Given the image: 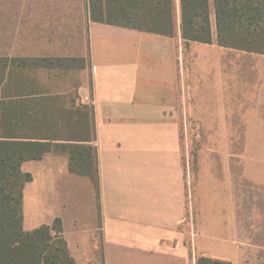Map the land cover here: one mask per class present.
Returning <instances> with one entry per match:
<instances>
[{
    "label": "crops",
    "instance_id": "0c3cea01",
    "mask_svg": "<svg viewBox=\"0 0 264 264\" xmlns=\"http://www.w3.org/2000/svg\"><path fill=\"white\" fill-rule=\"evenodd\" d=\"M60 4L0 0L10 16L9 29L0 28V57L85 60L83 69L55 70L66 73L63 88H50L52 75L39 77L46 69L30 68L26 78L50 98L89 97L99 187L71 174L66 154L24 163L32 176L23 190L24 230L59 218L75 264H195L200 257L243 264V188L227 170L224 148L243 146L242 132L264 140V55L220 47L213 13L212 42L202 44L182 41L179 30L169 37L91 22L88 0L75 10ZM184 131L188 145L202 148L192 179Z\"/></svg>",
    "mask_w": 264,
    "mask_h": 264
},
{
    "label": "trees",
    "instance_id": "16d2710c",
    "mask_svg": "<svg viewBox=\"0 0 264 264\" xmlns=\"http://www.w3.org/2000/svg\"><path fill=\"white\" fill-rule=\"evenodd\" d=\"M211 13L220 47L264 55V0H88L91 22L169 37L179 30L186 43L212 42ZM68 60L76 59L0 58V264H75L59 218L27 231L22 215L23 190L32 181L22 165L48 153L66 154L69 172L99 187L92 107L78 94L42 95L26 78L30 68H80ZM195 264L230 263L200 257Z\"/></svg>",
    "mask_w": 264,
    "mask_h": 264
},
{
    "label": "rangeland",
    "instance_id": "374dc122",
    "mask_svg": "<svg viewBox=\"0 0 264 264\" xmlns=\"http://www.w3.org/2000/svg\"><path fill=\"white\" fill-rule=\"evenodd\" d=\"M62 2L63 4L60 5L70 10H73L75 5L78 6V0H76V2L75 0H62ZM22 5L23 4H18V7L21 8ZM70 7H72L73 9H71ZM25 15H26L25 13H20L19 11H17L13 17L16 20L21 19L24 22L23 25H26L27 19ZM13 17L12 19L13 21H15ZM6 19L9 20L10 16L7 15L4 17V13L0 10V28L9 29L5 25L6 22L8 21ZM19 24L20 23L18 22V25ZM18 28L20 29L21 26H18ZM215 33L216 32L214 30L213 31L214 36ZM202 52L205 53L204 51ZM195 53H199V52L195 51ZM180 55L182 60V54L180 53ZM0 58H5V57H0ZM9 58H13V57H9ZM49 59H54V58H49ZM36 60L37 59H28L27 61L28 64H34L36 63ZM83 60L84 59L76 58V60H68L67 63L65 64L81 68ZM80 68H75V69H80ZM55 70L63 71L66 69H56V68L46 69V71L43 72L42 74L39 73L38 74L40 78H43L47 75L49 76L52 75L54 82L47 83L50 86V88L65 87L66 84L64 83H66V81L64 74L66 73L57 72ZM77 74H75L76 77H74V82H73L75 83V85L79 84V79ZM242 133H243V143H244L243 146H229L227 148H224L226 150L227 170L232 173V176L235 178L237 182L236 184L238 185V183L241 182V188H243L244 202L242 203V207L238 209L239 216L242 215L241 219L239 220L240 223H242V225L238 229L240 233V237L242 238V250L240 253V259H242L243 264L245 262L249 264H264V145H260V144H264V140L262 141L255 139L249 140L246 139L249 137H244V136L246 134L249 136L250 132H242ZM198 134L199 132H195L194 134V138L196 141L199 138L197 137ZM188 139H190V137H188L187 132L185 131L182 132V146H183L184 156H186L189 160L188 167L191 178L196 168V162H197L196 157L198 155L197 152L200 151L202 148L198 146L197 144L198 141L194 143V145H192L189 140V145H188ZM252 197H253V202L251 201ZM255 197H257L256 200H254Z\"/></svg>",
    "mask_w": 264,
    "mask_h": 264
},
{
    "label": "built area",
    "instance_id": "2783aa9c",
    "mask_svg": "<svg viewBox=\"0 0 264 264\" xmlns=\"http://www.w3.org/2000/svg\"><path fill=\"white\" fill-rule=\"evenodd\" d=\"M83 104H87V103H90L91 100L89 99V97L85 96L82 101H81ZM187 182H188V187H189V176L187 174Z\"/></svg>",
    "mask_w": 264,
    "mask_h": 264
}]
</instances>
